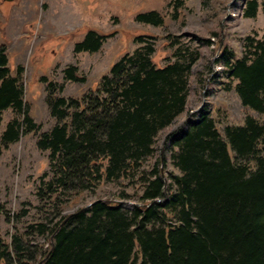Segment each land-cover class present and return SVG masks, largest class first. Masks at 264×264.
Returning <instances> with one entry per match:
<instances>
[{
  "label": "trees",
  "instance_id": "1",
  "mask_svg": "<svg viewBox=\"0 0 264 264\" xmlns=\"http://www.w3.org/2000/svg\"><path fill=\"white\" fill-rule=\"evenodd\" d=\"M258 5L248 0L242 15L254 17ZM147 16L152 24L161 22L154 11L135 19ZM103 38L87 30L73 50L96 51ZM152 39L136 36L133 50L80 99L60 96L62 85H46L54 124L35 141L47 152L48 173L39 177L34 196L54 213L47 224L14 231L8 242L0 238V264H264V121L245 116L220 134L209 108L201 106L168 142L176 173L166 171L164 155L146 163L156 136L184 112L188 77L200 55L196 48L175 46L172 60L157 66ZM216 62L235 82L241 105L264 115V33L244 36L240 57L232 60L223 49ZM62 73L64 81L84 80L75 66ZM19 74V66L10 74L0 43V122L3 111L12 113L0 134L3 149L21 134L38 131ZM119 181L137 189L130 208L120 202L130 197L120 193L118 201L96 199L60 215L69 199L92 193L101 182ZM33 236H44L46 249Z\"/></svg>",
  "mask_w": 264,
  "mask_h": 264
},
{
  "label": "rangeland",
  "instance_id": "2",
  "mask_svg": "<svg viewBox=\"0 0 264 264\" xmlns=\"http://www.w3.org/2000/svg\"><path fill=\"white\" fill-rule=\"evenodd\" d=\"M247 1L183 0L179 6L175 0H0V43L5 47L10 74L15 75L19 66L23 101L28 116L38 125L37 132L21 134L6 149L0 146V238L8 242L14 231L47 224L54 213L49 203L34 196L39 177L48 173L47 152L39 151L35 141L37 134L54 124L45 103L46 85H62L60 96L80 99L96 88L116 59L133 50L136 36H153L151 59L157 66L172 60L175 46L196 48L200 54L188 77L186 108L156 136L153 156L146 163L161 154L166 158V171L176 173L168 160V142L201 106L209 108L220 134L225 126L241 125L245 116L263 122L264 115L241 105L233 89L235 82L224 77L223 66L216 62L223 49L230 51L232 60L240 57L243 37L259 38L264 33L263 0H257L254 17L242 15ZM150 11L158 14L160 23H151L154 15L135 19ZM87 30L104 35L101 45L93 52H74V43L81 41ZM204 39L208 42L200 45ZM67 66H75L84 80L64 81L62 70ZM11 117L10 110L2 112L0 134ZM134 192L137 189L125 181L101 182L92 193L83 192L64 202L60 215L96 199L118 201L120 193L130 197L119 200L128 209L136 202ZM31 238L41 250L46 249L44 236Z\"/></svg>",
  "mask_w": 264,
  "mask_h": 264
},
{
  "label": "water",
  "instance_id": "3",
  "mask_svg": "<svg viewBox=\"0 0 264 264\" xmlns=\"http://www.w3.org/2000/svg\"><path fill=\"white\" fill-rule=\"evenodd\" d=\"M158 201V200H157Z\"/></svg>",
  "mask_w": 264,
  "mask_h": 264
}]
</instances>
